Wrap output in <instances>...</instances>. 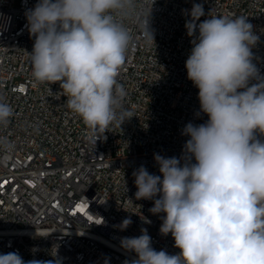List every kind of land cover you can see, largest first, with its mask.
I'll use <instances>...</instances> for the list:
<instances>
[{"label": "clouds", "instance_id": "obj_1", "mask_svg": "<svg viewBox=\"0 0 264 264\" xmlns=\"http://www.w3.org/2000/svg\"><path fill=\"white\" fill-rule=\"evenodd\" d=\"M145 0H37L25 12L34 37L27 52L38 84L59 83L68 109L96 144L104 133L136 116L128 91L119 82L134 41L135 24L146 43L155 44ZM192 48L187 78L199 90L201 124L187 123L179 158L154 154L160 175L141 165L132 175L136 200H151L159 232L174 239L176 254L152 247L146 228L123 237L121 247L136 258L125 264H264V76L253 62L260 36L240 14L208 13L194 3L183 10ZM198 32V34H197ZM49 90L51 91L50 87ZM15 111L0 95V130ZM15 144L0 135V166ZM126 188V187H125ZM127 189V188H126ZM103 220V219H102ZM145 223L151 220L143 217ZM130 217L119 225L125 230ZM0 264H61L54 257L25 261L18 252L0 254ZM107 264V262H106Z\"/></svg>", "mask_w": 264, "mask_h": 264}, {"label": "built area", "instance_id": "obj_2", "mask_svg": "<svg viewBox=\"0 0 264 264\" xmlns=\"http://www.w3.org/2000/svg\"><path fill=\"white\" fill-rule=\"evenodd\" d=\"M36 3L0 0V95L15 111L0 130L15 144L7 165L0 166V254L18 252L25 261L56 257L61 264H125L136 254L123 249L121 239L141 235L142 228L154 249L178 253L171 234L159 232L163 214L149 212L153 201L135 199L132 173L143 165L160 175L154 154L179 158L189 139L182 135L184 126L208 119L196 115L199 90L187 78L192 38L183 10L202 4L205 16L197 23L210 11L248 16L260 36L253 62L264 76V0H154L149 23L155 44L129 24L134 41L119 76L136 116L96 144L60 96L59 83L33 81L27 52L34 37L25 12ZM128 217L132 223L120 230Z\"/></svg>", "mask_w": 264, "mask_h": 264}]
</instances>
